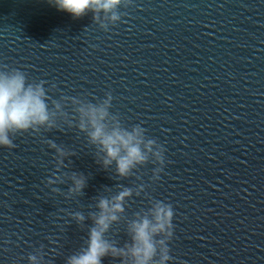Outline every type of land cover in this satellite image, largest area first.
<instances>
[{
  "label": "water",
  "instance_id": "1",
  "mask_svg": "<svg viewBox=\"0 0 264 264\" xmlns=\"http://www.w3.org/2000/svg\"><path fill=\"white\" fill-rule=\"evenodd\" d=\"M119 11L104 31L91 12L76 19L47 0H0V68L46 81L55 100L110 92L112 113L144 127L166 158L156 182L151 162L121 180L71 104L56 128L12 137L0 148V264L32 254L66 264L85 246L98 199L120 184L145 192L108 234L118 247L156 199L175 210L170 264H264V0H132ZM51 142L69 154L56 185ZM73 173L87 178L82 194L68 191Z\"/></svg>",
  "mask_w": 264,
  "mask_h": 264
},
{
  "label": "clouds",
  "instance_id": "2",
  "mask_svg": "<svg viewBox=\"0 0 264 264\" xmlns=\"http://www.w3.org/2000/svg\"><path fill=\"white\" fill-rule=\"evenodd\" d=\"M57 10L79 19L89 12L104 31L109 25H117L122 17L120 8L131 6L132 0H47ZM105 22H101V19ZM47 82H30L25 72L19 69L0 68V148L12 149V137L41 129L52 130L57 127L58 114L67 117L64 107L73 106L78 118L79 130L86 134L90 144L96 147L99 161L105 170L114 169L121 180L132 177L134 173L149 162L157 165L153 172V182L160 179L166 166L165 148L156 140L147 137L141 125L126 127L120 118L112 113L113 95L95 102H85L79 97L61 94L60 100L49 95ZM55 88V85L52 86ZM49 147L55 153L57 169L48 178L49 185L63 182L57 173L69 155L55 142ZM70 194H82L87 178L73 173L70 177ZM145 187L132 188L118 185L115 194L102 196L96 202L97 211L91 214L93 226L88 231L85 246L67 259L66 264H103L107 257L119 259L121 264H170L169 243L174 238V207L165 201L151 199L150 206L136 214L128 224L129 242L118 247L108 238L114 224L126 212V204L134 196L139 197ZM74 219L83 224L86 217L75 213ZM29 264H43V258L29 255Z\"/></svg>",
  "mask_w": 264,
  "mask_h": 264
}]
</instances>
